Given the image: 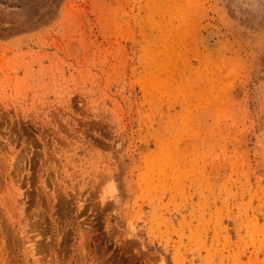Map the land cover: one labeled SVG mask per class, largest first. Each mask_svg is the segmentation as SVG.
Here are the masks:
<instances>
[{"label": "rangeland", "instance_id": "1", "mask_svg": "<svg viewBox=\"0 0 264 264\" xmlns=\"http://www.w3.org/2000/svg\"><path fill=\"white\" fill-rule=\"evenodd\" d=\"M0 264H264V0H0Z\"/></svg>", "mask_w": 264, "mask_h": 264}]
</instances>
